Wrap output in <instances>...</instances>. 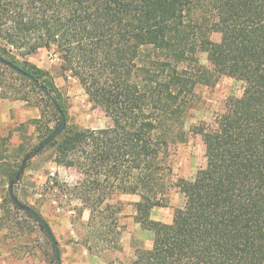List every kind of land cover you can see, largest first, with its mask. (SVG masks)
<instances>
[{
  "label": "trees",
  "instance_id": "1",
  "mask_svg": "<svg viewBox=\"0 0 264 264\" xmlns=\"http://www.w3.org/2000/svg\"><path fill=\"white\" fill-rule=\"evenodd\" d=\"M40 49L57 56L109 125L69 122L50 73L25 59ZM199 52L209 66L199 63ZM0 55L47 86L63 111L62 133L36 155L50 150L57 165L82 176L70 193L89 211L86 224L109 233L118 228L121 208L107 201L106 191L139 196L134 221L153 240L130 264H264V0H0ZM0 70V91L7 71L44 95L1 63ZM219 75L241 80L242 94L229 99L215 130L194 129L203 136L205 167L173 184L185 198L175 221L154 220L151 210L165 194L161 158L171 143L186 139L195 87ZM15 89L16 99L30 103ZM42 97L33 102L40 117L31 120L38 145L60 123L54 104ZM46 111L51 117L44 120ZM13 167L0 159V176L14 178ZM4 201V217L15 210L38 223L51 251L44 249L47 261L58 264L43 226L8 193Z\"/></svg>",
  "mask_w": 264,
  "mask_h": 264
},
{
  "label": "rangeland",
  "instance_id": "2",
  "mask_svg": "<svg viewBox=\"0 0 264 264\" xmlns=\"http://www.w3.org/2000/svg\"><path fill=\"white\" fill-rule=\"evenodd\" d=\"M211 38L218 40L219 34L212 33ZM197 56L199 63L209 66L204 53L199 52ZM25 59L50 73L68 106L70 123L86 128L110 124L108 115L88 100L78 81L62 72L61 61L52 51L40 49ZM3 74L4 87L0 94L6 93L11 103L21 102L23 100L14 97L17 88L22 94H27L30 102L25 101L23 105L29 108L28 121L15 126L5 121L0 125V159L11 162L16 170L24 155L40 142L31 120L40 117V110L33 102L40 100L42 103L44 95L33 90L27 81L15 79L7 71ZM243 88L241 80L225 75L217 76L211 85L198 84L195 87L184 118L186 139L171 143L161 158L165 194L160 201L162 205L151 210L152 219L165 223L175 221L178 210L185 205V198L173 184L178 178L193 179L206 164L203 136L195 133L194 129L215 130L219 117L228 110L229 99L239 97ZM20 108L16 119L21 117ZM46 112L42 117L44 120L49 114ZM55 124L56 121L50 122V126ZM52 155V151L47 150L31 158L13 191L23 203L36 207L48 219L58 242L61 264H130L137 251L151 248L152 231L141 228L134 221L138 195L106 191L107 201L121 208L115 214L118 228L109 233L107 229L89 226L86 224L89 211L70 193L82 176L73 167L57 165ZM7 183L8 179L0 176V264H49L44 249L50 253V247L38 223L15 210L4 217L2 208L7 196Z\"/></svg>",
  "mask_w": 264,
  "mask_h": 264
},
{
  "label": "water",
  "instance_id": "3",
  "mask_svg": "<svg viewBox=\"0 0 264 264\" xmlns=\"http://www.w3.org/2000/svg\"><path fill=\"white\" fill-rule=\"evenodd\" d=\"M0 63L9 67L11 70H13L15 73L28 78L31 82H33L35 84V86H37L38 89L41 90V92L44 94V96H46L47 98L50 99V101L54 104L55 109L58 111L59 115H60V123L58 124V126L51 132V134H49V136H47L45 138V140L39 144L37 146V148H35L34 150L26 153L24 155V157L22 158L20 165L16 171V173L14 174V178L8 180L7 183V193L9 198L15 203V205L20 208L21 210H24L26 212H28L29 214H31L44 228V231L46 232V234L49 236L51 242L54 244L55 246V254L58 260V264H61V259H60V249L58 247V242L49 226V224L46 222V220L30 205L25 204L23 202H21L19 199L16 198L15 193L13 191V187L15 185V183H17L19 181V179L21 178V175L24 172V169L26 168L27 162L34 156L36 155L43 146H46L48 144H50L52 142V140H54L55 138H57L63 131L64 127H65V116L63 111L61 110V108L59 107V104L57 102V100L55 99V97L53 96V94L50 92V90L48 89L47 86L41 84L39 82V80H37L34 76H32L31 74L25 72L23 69H21L20 67H18L17 65L13 64L12 62L6 60L5 58H3L0 55Z\"/></svg>",
  "mask_w": 264,
  "mask_h": 264
},
{
  "label": "crops",
  "instance_id": "4",
  "mask_svg": "<svg viewBox=\"0 0 264 264\" xmlns=\"http://www.w3.org/2000/svg\"><path fill=\"white\" fill-rule=\"evenodd\" d=\"M25 103V101L11 103L7 98L0 97V125L5 121L11 126L23 124L25 121H28L30 112L28 107L23 106ZM18 107H21V112L19 113L21 117L16 119Z\"/></svg>",
  "mask_w": 264,
  "mask_h": 264
},
{
  "label": "built area",
  "instance_id": "5",
  "mask_svg": "<svg viewBox=\"0 0 264 264\" xmlns=\"http://www.w3.org/2000/svg\"><path fill=\"white\" fill-rule=\"evenodd\" d=\"M56 56V55H55Z\"/></svg>",
  "mask_w": 264,
  "mask_h": 264
}]
</instances>
